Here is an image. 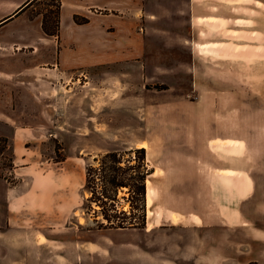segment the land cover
Returning a JSON list of instances; mask_svg holds the SVG:
<instances>
[{
    "label": "rangeland",
    "instance_id": "1",
    "mask_svg": "<svg viewBox=\"0 0 264 264\" xmlns=\"http://www.w3.org/2000/svg\"><path fill=\"white\" fill-rule=\"evenodd\" d=\"M241 1L242 35L251 21L264 35V0ZM58 2L34 1L30 19ZM13 19L0 25V264H264V39L194 57L179 39L175 55L49 88L35 25ZM134 148L152 169L146 227L98 229L86 167Z\"/></svg>",
    "mask_w": 264,
    "mask_h": 264
},
{
    "label": "crops",
    "instance_id": "2",
    "mask_svg": "<svg viewBox=\"0 0 264 264\" xmlns=\"http://www.w3.org/2000/svg\"><path fill=\"white\" fill-rule=\"evenodd\" d=\"M11 1L0 0V18L8 16L0 25L10 18L35 25L33 37L40 36V45H30H35L33 68L41 72L43 87L49 88L66 89L67 85L72 87L70 82L74 87L84 81L81 76L88 78L84 72L119 62H138L148 55H175L171 50L179 39L187 43L186 54L193 57L214 54L215 49L222 53L226 41L264 39L252 27L258 21H251L242 35L240 17L242 9L249 5L241 0H59L57 36L43 32L42 13L30 19V7L14 16L30 0ZM3 6L9 9L3 11ZM74 15L86 18L87 22L75 23ZM259 26L264 34V21ZM147 221L146 213V224Z\"/></svg>",
    "mask_w": 264,
    "mask_h": 264
},
{
    "label": "trees",
    "instance_id": "3",
    "mask_svg": "<svg viewBox=\"0 0 264 264\" xmlns=\"http://www.w3.org/2000/svg\"><path fill=\"white\" fill-rule=\"evenodd\" d=\"M33 0L18 9V15ZM60 2L54 19L50 11L43 15L42 30L46 35L57 36L59 30ZM8 20H11L8 19ZM77 24L87 19L74 15ZM3 24V23H2ZM85 171L87 208L98 229H143L146 227V181L152 173L145 148H134L125 153L106 152L94 158ZM119 192H123L119 196ZM97 206L98 209H95ZM127 206V208L125 207Z\"/></svg>",
    "mask_w": 264,
    "mask_h": 264
},
{
    "label": "bare ground",
    "instance_id": "4",
    "mask_svg": "<svg viewBox=\"0 0 264 264\" xmlns=\"http://www.w3.org/2000/svg\"><path fill=\"white\" fill-rule=\"evenodd\" d=\"M149 204V198H146V206ZM147 213V212H146Z\"/></svg>",
    "mask_w": 264,
    "mask_h": 264
},
{
    "label": "water",
    "instance_id": "5",
    "mask_svg": "<svg viewBox=\"0 0 264 264\" xmlns=\"http://www.w3.org/2000/svg\"><path fill=\"white\" fill-rule=\"evenodd\" d=\"M5 20H7V19H5Z\"/></svg>",
    "mask_w": 264,
    "mask_h": 264
}]
</instances>
